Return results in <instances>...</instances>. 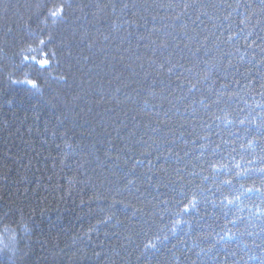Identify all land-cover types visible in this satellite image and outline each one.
<instances>
[{
  "label": "trees",
  "instance_id": "1",
  "mask_svg": "<svg viewBox=\"0 0 264 264\" xmlns=\"http://www.w3.org/2000/svg\"><path fill=\"white\" fill-rule=\"evenodd\" d=\"M0 264H264V0H0Z\"/></svg>",
  "mask_w": 264,
  "mask_h": 264
},
{
  "label": "snow or ice",
  "instance_id": "2",
  "mask_svg": "<svg viewBox=\"0 0 264 264\" xmlns=\"http://www.w3.org/2000/svg\"><path fill=\"white\" fill-rule=\"evenodd\" d=\"M40 63H41V65H44L47 63V61H40ZM29 83H33V82L29 81ZM33 86H35V85L33 84Z\"/></svg>",
  "mask_w": 264,
  "mask_h": 264
}]
</instances>
